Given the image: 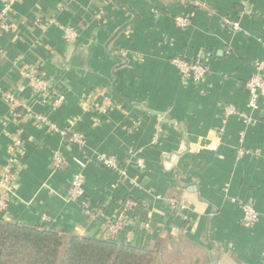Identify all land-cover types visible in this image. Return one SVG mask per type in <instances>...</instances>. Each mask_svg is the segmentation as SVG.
<instances>
[{"label":"crops","instance_id":"1","mask_svg":"<svg viewBox=\"0 0 264 264\" xmlns=\"http://www.w3.org/2000/svg\"><path fill=\"white\" fill-rule=\"evenodd\" d=\"M180 16L189 28L176 27ZM9 22V33L0 28V167L13 164L17 180L0 218L100 239L109 221L122 220L115 241L173 264H264V104L251 109L246 89L264 60V0H19ZM66 27L77 32L72 43ZM178 56L203 57L206 80L185 82L172 65ZM29 68L66 94L61 108L39 104L23 77ZM95 91L111 98L106 117ZM10 95L60 132L25 108L15 118ZM229 105L240 113L226 116ZM242 114L255 123L247 127ZM70 126L87 147H69ZM56 153L62 170L52 167ZM100 155L115 157L123 174L100 165ZM83 158L90 214L83 199H68ZM129 199L140 205L128 211ZM246 202L262 215L252 228L242 224Z\"/></svg>","mask_w":264,"mask_h":264},{"label":"built area","instance_id":"2","mask_svg":"<svg viewBox=\"0 0 264 264\" xmlns=\"http://www.w3.org/2000/svg\"><path fill=\"white\" fill-rule=\"evenodd\" d=\"M19 0H4V6L0 10V28L4 30L5 33H9L12 30V24L9 22V14L14 6V4ZM175 25L178 29H187L191 26V20L188 17L180 16L175 19ZM234 30H240L238 24L231 25ZM64 37L68 42H74L77 37V32L73 27L64 28ZM172 65L179 71L185 82L192 84H200L204 82L209 74V67L207 62L203 57L197 59H188L181 56L175 57L172 60ZM257 74L251 77L246 83V89L249 92L250 100L249 107L254 111L261 110L260 102L264 104V60L256 64ZM23 77L29 81L36 98L39 99V104L42 107H50L52 110H57L61 108L66 101V94L57 88V85L48 79L44 78L37 68H29L23 73ZM93 101H98L99 114L100 117H106L109 115L113 103L111 98L103 94L102 92L95 91L92 94ZM7 98L12 103L14 112L13 116L15 118L20 116L19 110L25 108L28 113H31L41 126L48 128L51 132H60V129L56 124H54L46 114H36L32 112L31 108L28 107L21 97L7 96ZM226 116L238 115L240 112L233 106H225ZM243 122L247 127L252 125L254 120L248 115H240ZM101 120V118H99ZM102 121V120H101ZM161 129L158 130V134L154 138V142L159 141V134ZM64 133L68 136V145L72 148L84 149L87 147V140L85 136L70 126ZM242 142L245 138V133L241 134ZM13 150L23 147L20 140H17L14 144ZM240 158L247 155L245 148L242 147L239 150ZM77 165L79 166V171L75 173L70 190L68 192V199L72 201H78L83 199V205L85 206L86 213L90 214V206L87 204L85 199V184L86 177L84 175V170L89 165L90 161L88 158H83L82 160L76 159ZM98 162L105 168L117 171L123 174V170L119 165L117 159L112 156L100 155L98 156ZM66 159L61 153H56L52 159V167L56 170H62L65 167ZM141 167H144L140 163ZM17 174L14 170V165L10 164L6 168L0 167V214L5 213L8 210L9 203L11 200L14 185L16 183ZM140 205L139 202L133 199H129L125 202V208L128 211H132ZM176 205L174 204V207ZM242 224L248 228L256 226L262 219V215L258 212L254 204L251 202H246L242 204ZM188 218H185L187 220ZM43 221L48 222L50 219L44 217ZM125 221L116 220L109 221L107 224L106 233L109 235L107 239L114 240L118 238L125 230Z\"/></svg>","mask_w":264,"mask_h":264},{"label":"trees","instance_id":"3","mask_svg":"<svg viewBox=\"0 0 264 264\" xmlns=\"http://www.w3.org/2000/svg\"><path fill=\"white\" fill-rule=\"evenodd\" d=\"M154 258L160 259L151 248L67 235L0 218V264H152ZM190 264L209 262L198 259Z\"/></svg>","mask_w":264,"mask_h":264},{"label":"rangeland","instance_id":"4","mask_svg":"<svg viewBox=\"0 0 264 264\" xmlns=\"http://www.w3.org/2000/svg\"><path fill=\"white\" fill-rule=\"evenodd\" d=\"M154 259H155V258H154ZM154 259H153V261H152V264H173V263L171 262L172 257L170 258L171 260H168V261H167V259H166L164 256H162L161 262H160V259H155V260H154Z\"/></svg>","mask_w":264,"mask_h":264},{"label":"water","instance_id":"5","mask_svg":"<svg viewBox=\"0 0 264 264\" xmlns=\"http://www.w3.org/2000/svg\"><path fill=\"white\" fill-rule=\"evenodd\" d=\"M121 31L118 32V34L120 33Z\"/></svg>","mask_w":264,"mask_h":264}]
</instances>
